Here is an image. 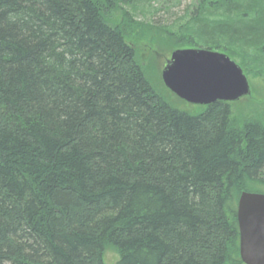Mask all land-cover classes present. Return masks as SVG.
Segmentation results:
<instances>
[{
    "label": "trees",
    "instance_id": "16d2710c",
    "mask_svg": "<svg viewBox=\"0 0 264 264\" xmlns=\"http://www.w3.org/2000/svg\"><path fill=\"white\" fill-rule=\"evenodd\" d=\"M140 1L0 0V264H105L107 248L116 264H245L237 206L264 184L263 115L172 104L136 44L260 75L264 2L196 0L162 27L125 9Z\"/></svg>",
    "mask_w": 264,
    "mask_h": 264
},
{
    "label": "water",
    "instance_id": "95a60500",
    "mask_svg": "<svg viewBox=\"0 0 264 264\" xmlns=\"http://www.w3.org/2000/svg\"><path fill=\"white\" fill-rule=\"evenodd\" d=\"M168 90L200 105L235 102L251 94L242 66L225 52L200 47L175 49L162 70ZM240 256L245 264H264V192L243 191L238 200Z\"/></svg>",
    "mask_w": 264,
    "mask_h": 264
},
{
    "label": "rangeland",
    "instance_id": "374dc122",
    "mask_svg": "<svg viewBox=\"0 0 264 264\" xmlns=\"http://www.w3.org/2000/svg\"><path fill=\"white\" fill-rule=\"evenodd\" d=\"M196 0H150L147 3L140 1L133 6L125 5V9H130L142 21L147 24L158 23L163 27L175 24L178 19L183 16L185 10L190 4ZM264 2V0H263ZM136 6V7H135ZM114 21L120 19L122 10H117L113 13ZM165 27V28H167ZM151 40V39H150ZM149 39H144L136 44L140 59L148 66V75L154 86L160 91L172 104L191 111H197L202 108V105L188 103L177 96L173 95L166 88L162 80V70L170 59L172 52L177 48H189L186 45L174 46L172 43L167 44L158 42L157 44L150 42ZM238 51V49L235 47ZM238 56V55H237ZM233 57L238 63L244 60L239 57ZM253 70V67L250 66ZM259 74H247L251 85V94L241 98L233 103L235 115L238 119L262 116L264 118V67ZM264 172V170H263ZM252 192H264L263 183H254L250 187ZM105 264H116L119 259V254L113 248H107L103 255Z\"/></svg>",
    "mask_w": 264,
    "mask_h": 264
}]
</instances>
